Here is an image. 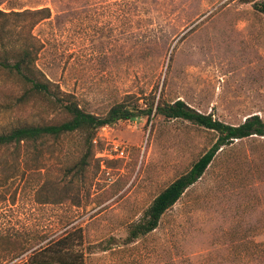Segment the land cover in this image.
I'll use <instances>...</instances> for the list:
<instances>
[{"label":"rangeland","instance_id":"374dc122","mask_svg":"<svg viewBox=\"0 0 264 264\" xmlns=\"http://www.w3.org/2000/svg\"><path fill=\"white\" fill-rule=\"evenodd\" d=\"M260 1L0 0V11L48 8L50 18L31 31L37 67L87 112L151 94L238 125L264 120ZM14 94L0 77V133L58 120L43 103L15 107ZM214 142L180 119L117 122L97 132L80 179L67 172L82 150L76 135L47 149H0V242L14 241L0 264L29 261L73 225L82 229L84 264H264V137L221 148L153 232L124 243L128 226ZM16 242L26 249L18 257Z\"/></svg>","mask_w":264,"mask_h":264},{"label":"trees","instance_id":"16d2710c","mask_svg":"<svg viewBox=\"0 0 264 264\" xmlns=\"http://www.w3.org/2000/svg\"><path fill=\"white\" fill-rule=\"evenodd\" d=\"M253 6L264 17V0L256 2ZM26 16L34 18L26 25L8 26L3 22L11 17ZM49 18L48 8L7 13L0 11V77L9 81L16 90L12 104L16 107L43 103L58 119L52 123L17 126L0 133V149H47L67 136L76 135L82 141V150L67 172L80 179L93 158L97 132L117 122L142 119L150 121L156 116H161L169 120L187 121L215 136V142L210 149L199 157L186 173L164 188L140 219L128 226L125 244L134 243L153 232L165 213L202 177L221 148L234 141L264 137V120L258 115L247 117L238 125H231L213 118L210 114L200 113L180 100L165 103L156 100L151 94H127L102 115L87 112L73 94L62 91L37 67L39 47L34 42L31 31L38 23ZM0 243V253L5 254L9 250L5 245L11 246L14 241L5 238ZM83 245L82 229L73 225L33 251L29 261L23 264H84ZM102 249L105 251L107 246ZM25 251V247L18 243L12 253H16L13 256L18 257Z\"/></svg>","mask_w":264,"mask_h":264},{"label":"built area","instance_id":"2783aa9c","mask_svg":"<svg viewBox=\"0 0 264 264\" xmlns=\"http://www.w3.org/2000/svg\"><path fill=\"white\" fill-rule=\"evenodd\" d=\"M122 154V153H121Z\"/></svg>","mask_w":264,"mask_h":264}]
</instances>
